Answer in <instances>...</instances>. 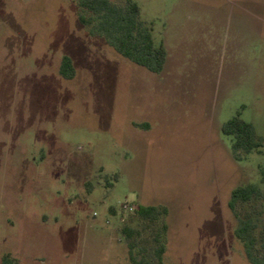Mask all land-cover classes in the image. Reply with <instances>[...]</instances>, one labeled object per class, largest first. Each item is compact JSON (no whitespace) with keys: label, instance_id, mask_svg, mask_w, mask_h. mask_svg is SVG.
I'll return each mask as SVG.
<instances>
[{"label":"rangeland","instance_id":"1","mask_svg":"<svg viewBox=\"0 0 264 264\" xmlns=\"http://www.w3.org/2000/svg\"><path fill=\"white\" fill-rule=\"evenodd\" d=\"M135 1L168 52L158 74L82 23L79 0H0V260L130 264L123 225L153 258L165 223L164 264H251L228 201L264 190V147L238 159L221 127L239 113L264 138V0ZM126 202L168 214L146 226ZM236 210L261 254L264 201Z\"/></svg>","mask_w":264,"mask_h":264},{"label":"trees","instance_id":"2","mask_svg":"<svg viewBox=\"0 0 264 264\" xmlns=\"http://www.w3.org/2000/svg\"><path fill=\"white\" fill-rule=\"evenodd\" d=\"M79 4L90 13L88 18L81 16V22L93 24L95 30L116 53L149 72L158 74L164 69L167 49L163 42L158 45L155 43L153 27L141 19V8L137 1L127 0L124 5H118L111 0H79ZM75 72L71 56L63 55L59 67L60 75L65 79H72ZM221 131L224 135L231 136V149L238 159L263 150L264 138H258L253 123L243 119L239 113L224 122ZM107 183L111 185L110 182ZM253 199L264 201V190L257 183L247 182L232 189L228 207L237 216L235 235L243 245L245 256L251 264H264V251L261 254L255 253L259 244L257 235L259 225L256 217L241 216L236 210L238 204L249 203ZM135 212L146 226L154 225L162 215L168 214L167 207L153 204L141 205ZM143 229L138 224L134 226L124 224L122 227L129 263L154 264L155 259L157 264H164L166 248L163 238L168 225L162 224L153 235V258L148 254L147 248L141 245L140 236ZM261 246L264 247V243ZM0 264H19V260L11 253H5Z\"/></svg>","mask_w":264,"mask_h":264},{"label":"built area","instance_id":"3","mask_svg":"<svg viewBox=\"0 0 264 264\" xmlns=\"http://www.w3.org/2000/svg\"><path fill=\"white\" fill-rule=\"evenodd\" d=\"M122 207H123V210L125 211V210H132L133 212H135V210H136V206H134V205H132V204H130V203H128V202H126V203H124L123 205H122ZM123 220V219H122Z\"/></svg>","mask_w":264,"mask_h":264},{"label":"crops","instance_id":"4","mask_svg":"<svg viewBox=\"0 0 264 264\" xmlns=\"http://www.w3.org/2000/svg\"><path fill=\"white\" fill-rule=\"evenodd\" d=\"M18 259V257H16ZM19 260V259H18Z\"/></svg>","mask_w":264,"mask_h":264}]
</instances>
